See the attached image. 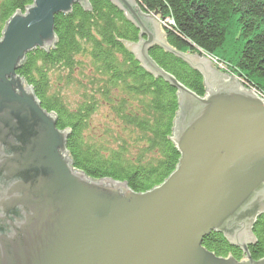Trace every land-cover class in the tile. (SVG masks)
Masks as SVG:
<instances>
[{
    "label": "water",
    "instance_id": "obj_1",
    "mask_svg": "<svg viewBox=\"0 0 264 264\" xmlns=\"http://www.w3.org/2000/svg\"><path fill=\"white\" fill-rule=\"evenodd\" d=\"M140 31L127 48L151 74L177 89L171 140L179 160L155 187L96 180L68 157L70 130L59 129L17 73L25 53L58 41L55 16L89 0H33L7 21L0 38V264H264L251 256L264 214V97L207 56L166 41L163 18L136 0H110ZM160 24H162L160 26ZM160 47L202 77L198 95L160 67ZM221 233L243 257L203 245Z\"/></svg>",
    "mask_w": 264,
    "mask_h": 264
},
{
    "label": "trees",
    "instance_id": "obj_2",
    "mask_svg": "<svg viewBox=\"0 0 264 264\" xmlns=\"http://www.w3.org/2000/svg\"><path fill=\"white\" fill-rule=\"evenodd\" d=\"M137 1L165 20L172 49L222 54L230 73L264 97V0ZM33 3L0 0V37L10 17ZM90 5L86 10L75 4L72 12L56 15L54 49L32 50L17 73L55 115L57 127L71 131L67 150L75 168L90 178L125 181L144 192L163 182L178 164L171 140L179 109L177 89L149 73L127 48V42L139 40V30L121 9L110 0H90ZM149 54L191 90L205 94L203 77L183 59L160 47ZM54 71L58 82L77 84L80 100L75 106L50 89ZM253 231L257 243L249 250L258 260L264 256V214ZM203 245L218 256L243 257L221 233L211 232Z\"/></svg>",
    "mask_w": 264,
    "mask_h": 264
},
{
    "label": "rangeland",
    "instance_id": "obj_3",
    "mask_svg": "<svg viewBox=\"0 0 264 264\" xmlns=\"http://www.w3.org/2000/svg\"><path fill=\"white\" fill-rule=\"evenodd\" d=\"M89 2H90V0H89ZM136 2H137V0H136ZM142 7V6H141ZM25 11L27 10V8H25L24 9ZM25 11H23V12H25ZM20 12H22V11H20ZM155 12V11H154ZM158 12V11H157ZM14 15V14H13ZM12 15V16H13ZM11 16V17H12ZM10 17V18H11ZM160 18H162L161 17V15L158 13V17H157V20L161 23V20H160ZM162 22H165V20H163ZM162 24H160V26H161ZM161 28H162V30L165 32V28L164 27H162L161 26ZM139 33H140V31H139ZM166 33V32H165ZM1 38V37H0ZM232 47H233V44H231V45H229V46H227V50H231L232 49ZM52 48L54 49V46L53 47H49L48 48V50L47 49H44V48H41L40 47V49H42L43 51H45L46 53H48V52H50L51 50H52ZM36 49V48H35ZM234 49V48H233ZM34 50V49H33ZM226 50V52L228 53V51ZM32 51V50H31ZM31 51H27L26 53H25V61H26V55L28 54V53H30ZM203 51V50H202ZM229 53H231V52H229ZM201 55L203 56V55H205V56H207L209 59H211V61L212 62H214V65H215V67L219 70V71H221V72H223V73H225V74H229V75H234V74H232V73H230V71H229V69L227 68V62L225 61V60H223V55L221 54V55H212V54H210V53H208V52H206V51H203V53H201ZM221 59L224 61H221ZM24 61V62H25ZM24 62L23 63H20L19 64V67L17 68V70L24 64ZM144 67V66H143ZM145 68V67H144ZM146 69V68H145ZM147 70V69H146ZM148 71V70H147ZM149 72V71H148ZM150 73V72H149ZM19 74V73H18ZM20 75V74H19ZM80 74H79V72H77L76 73V76L78 77ZM21 76V75H20ZM22 77V76H21ZM23 78V77H22ZM77 79L75 78V81H76ZM59 81V77H58V74H56L55 73V71L54 72H51L50 73V89L51 90H57V92H62V94L65 96V98H66V100H68L69 101V103L72 105V106H75L76 104H77V102L80 100V97H79V89L76 87L77 86V84L76 83H71V85H67L65 82L63 83V82H61V80H60V82H58ZM74 81V82H75ZM25 86L27 87V85H29V83L25 80ZM32 86V85H31ZM36 95V94H35ZM38 99V98H37ZM38 101L40 102V100L38 99ZM40 104H41V102H40ZM42 106V105H41ZM43 107V106H42ZM44 108V107H43ZM45 109V108H44ZM48 111V110H47ZM49 112V111H48ZM56 124H57V122H56ZM71 134V131H69V133H68V135H70ZM110 137V136H109ZM68 138H69V136H68ZM68 140V139H67Z\"/></svg>",
    "mask_w": 264,
    "mask_h": 264
},
{
    "label": "flooded vegetation",
    "instance_id": "obj_4",
    "mask_svg": "<svg viewBox=\"0 0 264 264\" xmlns=\"http://www.w3.org/2000/svg\"><path fill=\"white\" fill-rule=\"evenodd\" d=\"M199 52V51H198ZM193 54H197V52L193 53Z\"/></svg>",
    "mask_w": 264,
    "mask_h": 264
},
{
    "label": "bare ground",
    "instance_id": "obj_5",
    "mask_svg": "<svg viewBox=\"0 0 264 264\" xmlns=\"http://www.w3.org/2000/svg\"><path fill=\"white\" fill-rule=\"evenodd\" d=\"M165 28V27H164ZM191 55L193 54V53H190Z\"/></svg>",
    "mask_w": 264,
    "mask_h": 264
}]
</instances>
